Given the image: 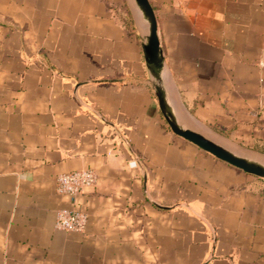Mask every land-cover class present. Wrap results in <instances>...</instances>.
Instances as JSON below:
<instances>
[{"label": "crops", "instance_id": "crops-1", "mask_svg": "<svg viewBox=\"0 0 264 264\" xmlns=\"http://www.w3.org/2000/svg\"><path fill=\"white\" fill-rule=\"evenodd\" d=\"M149 2L179 119L264 154V0ZM133 6L0 0V264H264V179L171 132Z\"/></svg>", "mask_w": 264, "mask_h": 264}, {"label": "water", "instance_id": "water-1", "mask_svg": "<svg viewBox=\"0 0 264 264\" xmlns=\"http://www.w3.org/2000/svg\"><path fill=\"white\" fill-rule=\"evenodd\" d=\"M132 2L144 27L140 46L149 81L160 111L171 132L210 153L214 157L246 173L264 179V161L240 154L211 137L192 129L179 119L177 111L169 97L166 77L164 79V57L157 35V22L153 7L149 0H132Z\"/></svg>", "mask_w": 264, "mask_h": 264}, {"label": "built area", "instance_id": "built-area-1", "mask_svg": "<svg viewBox=\"0 0 264 264\" xmlns=\"http://www.w3.org/2000/svg\"><path fill=\"white\" fill-rule=\"evenodd\" d=\"M96 174L91 169H76L60 173L56 177V191L59 194L74 196L92 187ZM87 224V214L75 209H58L55 212L54 226L57 229L83 232Z\"/></svg>", "mask_w": 264, "mask_h": 264}, {"label": "rangeland", "instance_id": "rangeland-1", "mask_svg": "<svg viewBox=\"0 0 264 264\" xmlns=\"http://www.w3.org/2000/svg\"><path fill=\"white\" fill-rule=\"evenodd\" d=\"M127 1L131 2V0H127ZM133 8H135V7L133 6ZM133 10H134V13H135V9H133ZM135 16H136V14H135ZM136 19H137V24H138L139 30H141L143 32L144 31V27L142 25V22H141L140 18L137 16ZM182 122L184 124H186V125L194 126L193 122H185V121H182ZM205 134L210 136L212 139L225 144L226 146H228L232 150H235V151L239 152L240 154H243V155H246V156H251L253 158H256V159H259L261 161H264V154L263 153H257V152L252 151L251 149H249L247 147L235 145V144L227 141L225 138H221L217 134L211 133L209 131L206 132Z\"/></svg>", "mask_w": 264, "mask_h": 264}]
</instances>
